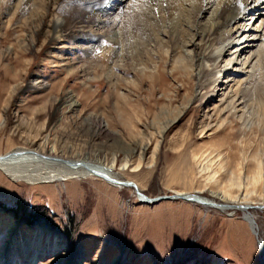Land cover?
Returning a JSON list of instances; mask_svg holds the SVG:
<instances>
[{
  "label": "rangeland",
  "instance_id": "374dc122",
  "mask_svg": "<svg viewBox=\"0 0 264 264\" xmlns=\"http://www.w3.org/2000/svg\"><path fill=\"white\" fill-rule=\"evenodd\" d=\"M8 1L0 0V154L36 139L67 156L114 157L113 173L148 198L177 191L219 203L264 204V68L256 83L240 92L241 101L248 100L243 107L214 114L217 90L213 83L199 88L192 54H184L192 33L184 16L163 19L151 33L133 27L124 15L117 19L125 36L119 42L109 37L77 42L71 31L61 43L65 47L57 49L60 44L36 31L29 11L18 9L11 17ZM142 1L136 3L145 8ZM53 6L70 7L62 15L71 19L84 15L85 5L73 0ZM74 7L81 9L77 13ZM66 60L72 64L68 69L60 67ZM78 65L87 77L74 70ZM217 65L223 67V59ZM214 79L221 81V75ZM209 91L214 99L207 101ZM123 159L130 166L123 168ZM257 162L261 175L251 181L246 174ZM200 164L207 167L202 172ZM236 165L243 168L241 183L227 187L228 200L211 196L214 181L226 187ZM249 211L258 239L239 209L220 211L181 199L143 204L133 188L101 179L28 184L0 171V264H26L23 245L36 239L37 225L60 237L37 264H75L74 257L78 264H261L264 210ZM66 246L70 252L64 257Z\"/></svg>",
  "mask_w": 264,
  "mask_h": 264
},
{
  "label": "bare ground",
  "instance_id": "6f19581e",
  "mask_svg": "<svg viewBox=\"0 0 264 264\" xmlns=\"http://www.w3.org/2000/svg\"><path fill=\"white\" fill-rule=\"evenodd\" d=\"M9 1V6L7 5L8 7L5 11L11 13V9L14 7L10 15L11 17L16 14L18 9L22 11V14L29 11V15L31 16L32 14V20H37L38 25L36 31H43L46 34L44 35L45 38L60 44L59 47H56L57 49L65 47L61 43L64 40L65 34L71 31L76 32L71 37L74 38L75 36L77 42L89 37L97 39V41L101 37H109L110 42L111 40L112 42L114 40H121V38L125 37V33H122L124 37H121V31L124 29V25L121 24L122 20L117 24V19L124 15H128L132 19L134 26L133 24L131 25L133 27L151 33L160 26V22L161 24L163 23V19L169 18L175 20V18L181 15L184 16L186 19H189L187 27L192 32L188 44H186L190 50L184 54H192V57H190L193 65L192 75L198 81L196 83L200 86L199 88L203 89L208 84L213 83L215 91L217 90L215 97H219L217 100L219 104L213 103L211 104L212 106L210 105V111L214 114L222 112L228 106L229 108L231 106V109H236L241 104L247 102L248 100L241 101L244 96L240 95V92L243 91L242 93H244L249 89L251 84L256 83V76L261 75L260 71L264 68V0H252L249 3H247L248 0H145L148 4L145 8H143L144 6L141 7L140 4L142 3H136V0H73L74 4L78 3L85 6L82 8L84 15L71 16L72 19L62 15L68 12L71 9L70 7L57 8L53 6L59 0ZM14 2L16 4L13 6L12 3ZM141 2L143 1L141 0ZM248 4H251V6L249 5L247 7ZM80 9V7H74L72 10L78 13ZM160 12L163 13V15L161 14L162 17L159 15ZM246 21L249 22L246 23ZM231 23H235L234 29L226 30V27ZM165 29L163 30L165 31ZM254 46L256 47L255 51L252 50ZM80 48L82 49L83 47L80 45ZM57 58L59 60L61 59L60 57ZM179 58L182 59V56L178 55L177 59ZM220 58L221 60L223 59L224 65L218 69L217 62ZM69 61L62 62L60 67H66L68 69L72 66V64H69ZM252 61H254L253 64H251ZM74 70L79 71L81 77H87L88 75L87 70L82 65L74 67ZM89 70L91 71V69ZM217 73L219 76L221 75V81L218 80L219 82L214 79V74ZM213 92L209 91V94L206 96L207 101L214 99ZM260 103L261 101H259V106L261 105ZM224 104L225 106L221 107ZM262 104L264 106V103ZM241 107L239 110H241ZM37 143L36 139H32L27 144H24V147L15 148L8 153L0 154V171L11 178V180L24 181L28 184L41 181L64 182L73 179L94 178L101 179L105 183L119 188L131 187L112 184L109 180H106V178L121 180L112 171L116 161L114 157L110 161H107L106 158L104 160L94 159L91 158L92 155L89 152L67 156L59 154L53 145L50 146L45 141L39 144ZM146 150V146L142 147V153L146 152ZM123 160V168L127 164L130 166L127 160ZM206 168V166L200 164L199 172L204 171ZM242 171L243 168L238 165L231 167L226 187H223L220 181L216 179L214 172L211 178L216 179L213 183L216 190H210L211 196L213 195V197H217L218 199L228 200L227 198L230 195L227 187L235 184L237 186V184L241 183L240 177ZM260 175V167L257 162L255 168L249 173L247 172L246 178L251 179V181H257ZM185 194L177 191L173 193L176 196ZM138 198L140 203H151L146 199L148 197ZM202 199L210 204L214 203L217 205L206 206L200 204L206 208H214L220 211L239 209L244 216L243 220L247 222L251 232L258 239V235H256L257 224L249 211L250 209H256V206L247 202L219 203L214 199ZM263 205L260 204L257 209L264 210V208H261ZM1 214L0 212V224L3 218ZM8 226H6L7 232L11 234L13 227L12 225L10 227ZM32 234L36 236V239L28 241L23 245V250H25L24 253L27 258L26 264H37L40 256L50 253L60 244L59 235L57 233H50V230L42 225H37L35 230L32 231ZM44 236H47L45 245L42 242ZM258 243L260 262L264 264V247L261 241L258 240ZM63 252L64 257H66L70 252L69 246L64 247ZM77 260L78 258L74 257L73 261L75 264H78Z\"/></svg>",
  "mask_w": 264,
  "mask_h": 264
},
{
  "label": "water",
  "instance_id": "95a60500",
  "mask_svg": "<svg viewBox=\"0 0 264 264\" xmlns=\"http://www.w3.org/2000/svg\"><path fill=\"white\" fill-rule=\"evenodd\" d=\"M106 178V177H104ZM106 180H109L112 184H116V185H122V186H131L134 191H135V194L138 196V197H145L146 196L144 194H142L138 187L130 182V181H126V180H113V179H107ZM203 198H207L205 196H202V195H199V194H196V193H191V194H185V195H181V196H176V195H165V196H158V197H155V198H151V199H148V202H155V201H160V200H171V199H181V200H185V201H188V202H196L198 204H202V205H206V206H217L216 204L212 203H208L206 201H204ZM259 206H256V208H258ZM261 208H264V205L261 206Z\"/></svg>",
  "mask_w": 264,
  "mask_h": 264
}]
</instances>
